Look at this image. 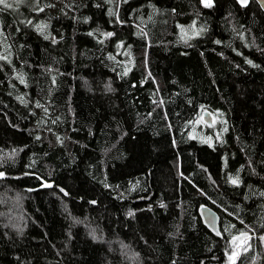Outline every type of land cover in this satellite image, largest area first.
<instances>
[{"label":"trees","instance_id":"1","mask_svg":"<svg viewBox=\"0 0 264 264\" xmlns=\"http://www.w3.org/2000/svg\"><path fill=\"white\" fill-rule=\"evenodd\" d=\"M200 2L0 5V264H264V12Z\"/></svg>","mask_w":264,"mask_h":264},{"label":"water","instance_id":"2","mask_svg":"<svg viewBox=\"0 0 264 264\" xmlns=\"http://www.w3.org/2000/svg\"><path fill=\"white\" fill-rule=\"evenodd\" d=\"M200 1H201L200 3L204 5L206 4V0H200ZM236 1H238L237 3L241 7H247L250 4L251 0H247V4L245 6H242L239 0H236ZM255 1L259 4L261 10L264 12V0H255ZM210 3L212 4L213 0H210ZM202 118H203V121L209 125L213 124L214 122L213 116L209 111H205ZM199 213L206 227L210 231L218 235L219 234V215L217 211L207 205H204L199 209Z\"/></svg>","mask_w":264,"mask_h":264},{"label":"rangeland","instance_id":"3","mask_svg":"<svg viewBox=\"0 0 264 264\" xmlns=\"http://www.w3.org/2000/svg\"><path fill=\"white\" fill-rule=\"evenodd\" d=\"M21 0H7L8 4H13L15 6V4L19 3ZM214 119V118H213ZM18 211V209L16 207H11L10 209V214H11V218L8 216V219L6 217V221L9 223V226H13L14 222H16L18 216L14 215L16 212ZM12 220V222L10 221ZM250 243V235L247 234L244 236H241L237 239L232 240L231 242V248H229V250H227V255H226V262L224 264H235L236 261L238 260V257L240 256V254L247 249V245Z\"/></svg>","mask_w":264,"mask_h":264},{"label":"snow or ice","instance_id":"4","mask_svg":"<svg viewBox=\"0 0 264 264\" xmlns=\"http://www.w3.org/2000/svg\"><path fill=\"white\" fill-rule=\"evenodd\" d=\"M239 2L241 3L242 6H245L247 4V0H239ZM0 5H4V7H6V8L11 7V5L7 3V0H0ZM205 6L211 7L210 0H206ZM0 58H2V57H0ZM0 175H2V174H0ZM237 182L238 181L236 179L232 180V183H234V184Z\"/></svg>","mask_w":264,"mask_h":264}]
</instances>
